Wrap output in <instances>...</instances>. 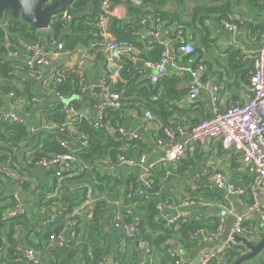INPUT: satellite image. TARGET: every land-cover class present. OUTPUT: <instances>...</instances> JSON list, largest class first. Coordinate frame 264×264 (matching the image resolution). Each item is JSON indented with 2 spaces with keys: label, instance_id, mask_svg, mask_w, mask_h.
Segmentation results:
<instances>
[{
  "label": "trees",
  "instance_id": "16d2710c",
  "mask_svg": "<svg viewBox=\"0 0 264 264\" xmlns=\"http://www.w3.org/2000/svg\"><path fill=\"white\" fill-rule=\"evenodd\" d=\"M83 2L84 0H73L66 8L72 16L70 24L72 34H65V26L59 21H54L50 25L51 32L43 35L30 25L22 22L19 17H13L8 10L3 13L1 21L5 22L6 25L0 28V105L5 102L16 104V100L19 99L25 105L24 109L19 112L23 119L22 123H9L0 120V248L3 244L2 236H5L14 254L12 258V253L10 254L9 264H26L22 258L23 254L16 253L12 234L15 229L23 226L27 220L25 215L9 217V213L15 205L12 200V194L9 191L14 180H11L4 172L6 167L18 162L17 153L15 152L22 147L27 149L24 152L26 154L24 160L28 161L27 165L32 167L35 166L34 163L41 157L62 154L64 149L60 145L61 141L75 144L78 138L84 136L87 137L89 145L86 149L80 147L76 155V163L79 162L81 165L77 167V173H65L64 178L59 182L54 172H49L53 178L48 193H52L54 189L59 187L65 192L72 188L75 194L66 197L64 195L60 196L58 192L55 198H60L46 202L47 205L60 202L61 210H64L61 211L57 218L55 217L53 223L56 222L54 224L47 223L42 229L44 238L48 239L51 234L59 235L64 226L69 227L76 223L74 228H72V239L64 242L63 247L56 246L53 248L50 264H108L107 257L110 251L113 252L112 236L117 230L114 225L119 224V221H117L113 225V214L120 217L121 223H124V221L135 223L139 229V233L134 239L121 237L120 242L117 240L118 246L114 252L113 264H140L141 261L144 264H173L175 257L179 256L177 254L168 255V250L172 249L173 245L180 244L184 248L195 246L199 243L200 237L213 233L217 226L215 217H210L207 221L198 217H190L185 221H180L176 227L169 228L165 227L158 218L156 206L159 203H165L164 191L168 182L170 180L178 181L181 178L188 180L187 177L191 176L196 168L198 170L202 168V165L196 164L197 166L194 165L195 167L191 169L190 162L193 159L187 153L189 148L185 151V158L178 160L175 165V177L170 172L164 184L161 185L159 183L160 178L168 170L162 166L158 167L154 177V190L146 193L143 197H138L135 193L140 186L134 180H132L133 184L128 183L126 190H124L118 184L119 181L108 176L104 179L99 178V175L92 177L91 173L95 172L94 164L100 159H104L105 157L103 156L106 153L107 156L110 155L111 162H114L116 156L138 158L144 155L145 148L140 142L135 140L128 141L120 136L118 139L113 140L112 137L106 135L107 132L104 128L95 131L85 122L75 123L73 125L74 135L69 136H62L50 131L29 132V128H39L41 121L48 125H61L65 121V116L62 114V107L59 102L51 100L52 103L50 104L49 99L51 98L49 94H44V91L41 90L45 85L43 86L41 83L24 76L28 71L24 63V58L29 54L28 48L40 43V37L59 39L64 43L65 49L71 48V45L87 46L91 42L93 44H102L95 25L96 15L94 19L92 17L88 22H85L84 17H76V14L82 8ZM241 3L242 0H208V3L203 6L197 5L194 9H189L185 0H142L139 5L123 0H112L113 6L121 5L126 9V16L130 19V22L126 25L119 19H113L109 30L117 42H127L132 44L134 48L142 50L143 46L137 42L138 38L135 37V32L130 27L132 26L135 29L134 21L140 23L148 20L145 27L149 29V22L158 19L162 23V31L168 33L166 36L171 41L173 52L178 49V43L175 40L177 31H184L185 35L186 32L192 36L199 35L202 48L207 50L209 42L206 39L204 23L209 19L220 23L223 18L235 17L232 8ZM244 3L249 6V9L251 8V13L247 14V16L253 15L252 11H256V15L259 16H251V23L248 25L251 37L259 40L264 33V0H244ZM167 4L172 7V10L161 9L165 8ZM157 6L161 8H157ZM234 22L244 28L240 21L234 20ZM204 34L205 37L203 36ZM68 41H71V45L68 44ZM164 50L163 44L153 41L150 43V50L146 53H141L139 57L137 55V59L155 63L159 61ZM7 53H15L16 56L8 57ZM225 55L224 61L230 66L231 70L237 69L241 71L244 69L241 73H244V75L245 73L251 74L255 55L253 59L243 60L236 49L226 51ZM174 57V61L178 62L179 65L198 67L201 64L202 50L200 51V49L194 47V53L191 56H180L177 54ZM127 60L129 59H124V61ZM75 76V79L73 76L67 78L57 77L56 79L53 76L52 81L49 83L50 90L58 92L63 97L69 96L70 99L77 96V93L81 95L83 88H78L75 85L77 75L75 74ZM173 76L162 78L153 87L149 83L148 78H141L127 62V65H123L121 70V79L114 84L112 89L121 96L124 104L122 110L126 109L128 105L134 106L138 112L141 108L151 112L161 123L169 125L172 122H181L183 120L176 116V112H181V110L170 105L171 100L177 96V93L174 92L177 80L175 75ZM160 88L162 92L159 95L158 91ZM10 95L12 97H9ZM156 96H158L156 100L150 98H155ZM137 97H140L141 101ZM88 98L90 99V97ZM91 104H93V100ZM74 107L79 108L78 105H74ZM121 112L107 111L105 120L108 123L110 122V117L114 116V121L117 117H120ZM107 123L105 121V126ZM75 146L79 147L80 145L75 144ZM84 166L93 168L87 170ZM243 178L244 183L241 186L249 185L251 179L247 176H243ZM89 191L94 198V202L91 205L92 207L87 210V214H82L84 218L70 217L79 202L87 199ZM47 194L39 195L41 204ZM186 200L200 203L219 202L226 204L224 196L216 190L213 192L207 191L204 195H192ZM117 201H119V206L111 205L112 202ZM89 214H91V217L86 218L85 216H89ZM247 224L249 223L247 222L243 225L245 237H249L247 235L249 232L245 230ZM106 227L108 228L107 230H105ZM138 241H143L149 247L151 259L154 257L159 259L155 261L144 260L145 258L136 247ZM120 244H124L123 248L125 250L128 248L127 251H122ZM244 252L245 247L242 244L237 245L225 255V258L229 261V264H233ZM140 257L142 258L141 261ZM247 262L264 264V255H258L252 261ZM211 264H217V261H212Z\"/></svg>",
  "mask_w": 264,
  "mask_h": 264
},
{
  "label": "crops",
  "instance_id": "0c3cea01",
  "mask_svg": "<svg viewBox=\"0 0 264 264\" xmlns=\"http://www.w3.org/2000/svg\"><path fill=\"white\" fill-rule=\"evenodd\" d=\"M116 7L119 8V17L117 19L123 21L126 25L129 24L130 19L126 16V9L121 5H117ZM157 8L161 7L157 6ZM161 9L172 10V7L167 4L165 8L163 7ZM97 12L98 5L96 0H84L82 8L80 9L79 13L76 14V17H84L85 22H88L90 19H92V17L94 19V16L97 14ZM231 19L236 20L232 16ZM1 20L2 18L0 19V28L5 27L6 25V23H3ZM71 22L72 20L66 23L65 34H72L70 30ZM240 23H242V26L244 27L243 31L239 35L234 36L230 32L226 31L218 21H214L213 19L206 21L204 23V27L206 30V39L207 42H209L207 50L202 48L199 35L192 36L186 32L187 40L193 45V47L200 49V51L202 50V59L201 64L199 63V66L202 68L203 76H205L207 79H211V81L214 83L221 85V102L224 108H227L229 103L244 98L245 94L250 92V87L248 85V73H245V75L244 73H241V71L244 69L241 71L237 69L231 70L230 66L224 61L226 58V51H229L230 49H236L239 51L240 57L243 60L253 59V56L255 55L259 45V41L251 37L249 32L248 25L251 22L247 19H244L240 21ZM145 25L146 24H143L142 22L138 23L137 21H134V26H136L135 29L132 26L130 27L133 32H135V37L138 38L137 42L143 46L142 50L140 48H134V52L138 55V57L141 53L148 52L150 50V43L153 42L149 40L150 35L148 34V29L145 27ZM167 34L168 33L166 31L160 32L154 41L163 44L165 50L169 51L168 46L171 47L172 44L171 41L168 40L166 36ZM205 34L203 35L204 37ZM70 42L71 41H68V44H70ZM124 59L125 58L122 60V65H127L128 62L130 66L141 76V78H148L149 80V76L155 73L153 69L147 68L144 64L142 66L138 65L137 62L142 60L126 58L129 60L124 61ZM142 62L144 63V61ZM106 73H108V69L106 67L103 46L101 43L93 44L91 42L87 46L71 45V48L69 49L64 48V52L60 55L59 61L55 63L53 67L41 69L40 78L37 83H41L43 86L45 85V87H43L41 90L44 91V94H50L49 97L51 99L49 100L58 102L49 86L50 81L53 79L52 77L54 76L56 79L57 77L67 78L69 76H73L75 79L76 74L77 81L75 82V85H77L78 88H83V94L78 95L77 93V96H74L72 99H70L69 96H65L64 101H71L75 106L78 105V109L80 111L90 112L89 106L92 103V100L88 98L89 93L85 92L84 88H88L89 86L95 84L96 80ZM173 75H175L177 80L174 88V92L177 93V96L171 100L170 105L181 110V112H176V116L183 119L181 122H183L185 125H192V123L194 124L210 117L211 103L209 91L203 89L200 92L197 107L191 109L188 106L186 98L188 86L191 83L190 77L187 74L171 69L168 65L166 67V77ZM153 87H155V85H153ZM161 92L162 89L160 88L158 94L160 95ZM139 98L140 97H137L138 100H140ZM150 98L152 100H156L158 99V96L155 98ZM16 101V104H8L5 102L1 106L6 111L13 109L19 114V112L24 109L25 103L20 99ZM142 110L143 109L140 108L138 112L135 110L134 106L128 105L126 109L122 110L120 117H117L116 120L113 121L114 116L110 117V122L106 124L104 130L107 132L106 135L112 137L113 140L118 139L120 136L127 139L128 141L135 140L140 142L145 148L144 155L147 160V165H158L165 156L164 151L158 145V140L162 135L157 129L155 123H148L143 119ZM122 133L123 135H121ZM188 148L189 149L187 153L193 159V161L190 162V166L192 167L191 169H193V167L197 166L198 164L202 165V168L199 170L196 168L193 174L187 177L188 180L181 178V180L178 181L170 180L168 182L164 191L165 202L167 204L177 206L175 211L169 212V216L172 217L177 213L183 212L187 214V218L198 217L207 221V219L210 217H215L216 220L218 218H222L223 220L221 230L216 232L214 236L208 234L200 237L199 243L190 248H184L182 245L177 244L173 245L172 249H170L171 253L179 255L182 257L183 261L191 263L196 261L204 250L214 247L224 240L227 224L232 222V228L234 216L226 213V204L219 202H204L205 206L196 204L193 207L185 209L180 208L179 205L192 195H204L207 191L213 192L215 190L212 180V175L214 172L219 171L224 173L229 181L238 185H242L244 183V178L242 163L240 162L239 157L235 153L224 151L217 141L196 144ZM26 151L27 149L22 147L15 152L17 153L18 158V162L15 165L20 177L14 180V183L11 185L9 191L11 194H16L19 197L23 204L25 211L24 215L26 216L25 219L27 221L23 226L13 231L12 240L15 245L16 253L23 254L25 250L31 249L36 253L37 259L39 261L38 264H50L53 248L58 246L60 239L64 242L72 239V228H74L76 223L70 225L69 227L64 226L62 232L59 235L51 234L48 239L44 238L42 229H44L45 225H47V220L51 217L57 218L61 211L64 210H61V205L59 204L60 202H55L52 205H47L46 202L48 200L60 198H55L58 195V192L60 196L64 195L66 197H69L71 194H75L72 188H70L68 192H65L59 187L54 189L52 193H48L53 178L49 172H54L55 177H57V180L60 182L62 178H64L65 173L74 172L76 174L77 167L81 165L78 162L70 171H61L60 176H56L55 171L45 170L36 166H28V161L24 160V157L26 156L24 152ZM109 156L110 155L107 156L106 153L103 156L105 157L104 159H100L94 164L93 167L95 172L91 173L92 177L98 175L99 178L103 179L107 176L111 177L119 181L118 184L121 185V188L124 190H126V185L128 183L131 185L133 184L132 180H134L140 186L141 181L144 178L142 169L118 166L115 169L109 171L107 169V165L112 161ZM176 163L177 161L169 162L164 166V168L168 170V175L171 172L175 177ZM84 167L87 168V170L93 168L86 166ZM41 194H47L42 204L39 202V195ZM53 195H55V197H53ZM260 195L261 200L264 201V191L261 190ZM90 200H93L94 202V198L89 191L87 199L83 202H79L77 207L74 208V211L70 217L75 216L78 218H84L82 214H87V210L92 207L91 205L93 202L89 203ZM111 205L117 207L120 204L119 201H117L112 202ZM244 205L245 202L243 201L234 202L235 212L240 213ZM113 216V219H115L116 214H113ZM85 217L90 218L91 214H89V216L86 215ZM247 222L249 224L246 225L245 230L249 232V234L247 232L246 233L249 235V238H251L249 240L255 243L257 238L260 240V237L264 232V213H259V215L253 216L251 220H247L245 223ZM107 229L108 228L106 227L105 230ZM121 234L122 231L117 228L112 236L113 252L110 251L107 261L110 258H113L116 247L118 246L117 240H120ZM53 236L55 238H53ZM2 243V247L0 248V264H9L10 254L12 253L11 258L14 254L11 251L5 236H2ZM127 249L125 250V248H123L122 251H127ZM246 252L247 249H245L244 253ZM260 255H264V252ZM144 258L146 261L147 259L151 261L159 259L157 257L151 259L150 256L148 258ZM141 259L142 258L140 257V261ZM243 264H250V262H245Z\"/></svg>",
  "mask_w": 264,
  "mask_h": 264
},
{
  "label": "built area",
  "instance_id": "2783aa9c",
  "mask_svg": "<svg viewBox=\"0 0 264 264\" xmlns=\"http://www.w3.org/2000/svg\"><path fill=\"white\" fill-rule=\"evenodd\" d=\"M54 0H47L51 3ZM98 12L95 17V25L98 36L102 40V46L105 54L106 67L108 73L99 77L95 84L84 88L89 93V97L93 100L90 104V112L80 111L75 108L71 101L65 102L64 97L58 92H53L57 101L61 104L62 114L65 121L61 125H48L41 121V126L29 128L30 133L36 131H50L62 136L74 135L73 125L75 123L85 122L91 129L99 131L105 128V113L122 111L124 104L120 94L113 91L114 84L120 80L121 70L123 68V58L137 59L132 44L127 42H117L110 33V23L113 19L119 17V8L113 6L112 0H96ZM134 5H139L142 0H124ZM72 20L71 14L65 10L51 18L48 29L39 31L41 34H49L51 32L50 25L54 21H59L66 26L68 21ZM148 20L142 21L147 24ZM150 27L148 34L156 38L162 32V23L158 20L149 22ZM222 27L232 35H239L243 28L231 19V17L223 18L220 21ZM250 34L251 31L249 30ZM40 43L30 46L29 54L25 57L24 63L27 72L24 74L30 80L39 81L41 69L51 68L59 61L60 55L64 52V44L59 39L40 37ZM175 40L178 43V49L171 51L172 57L169 58V51L164 50L158 62H144L147 68L153 69L154 74L149 76V83L157 84L162 78L166 77V67L169 65L171 69L177 72L187 74L191 83L188 86L186 98L188 106L191 109L197 107L200 92L203 89L209 91L211 103V116L192 125H185L183 122H172L165 125L158 121L151 112L142 110V117L148 123H155L157 129L161 133L158 140L159 147L164 151L165 156L158 165H147L145 155L138 158H124L116 156L114 162L109 163L107 169L109 171L118 166H127L129 168H140L143 170L144 178L141 181L139 189L135 195L143 197L146 193L154 190V177L158 167H164L169 162H176L185 158V151L188 147L196 144H204L210 141H217L224 151L235 153L242 163L243 176L251 179L247 186H241L229 181L222 172H214L212 175L214 189L220 192L226 200L225 211L234 216L230 235L216 246L204 250L200 257L194 262H186V264H211L217 261V264H229L225 255L237 245L233 236L244 237L251 241L249 237H245L243 225L247 220H251L253 216L264 213V201L261 200L260 191H264V33L259 38L258 49L254 56L251 74L248 77V85L250 92L245 94L244 98L229 103L224 108L221 102V85L214 83L211 79L203 76L201 66L191 67L189 65H179L174 61V55L191 56L194 53L193 45L187 40L184 31H177ZM8 57H15V53H7ZM83 94V89H82ZM50 95V94H49ZM9 97H12L11 95ZM50 104L52 103L49 100ZM0 120L9 123H22V117L13 109L4 110L0 105ZM123 135V133L121 134ZM75 144H79L76 147ZM67 143L61 141L60 145L64 149L62 154L49 155L41 157L34 165L45 170L55 171L56 176H60L61 171H70L76 163V155L80 150L88 147L87 137L81 136L77 143ZM6 175L15 180L20 177L16 169V165L8 166L4 169ZM168 173L160 178L159 183L162 185L166 181ZM55 197V195H53ZM12 200L15 202L14 208L9 213V217L23 216L25 214L24 207L19 197L12 194ZM245 202L240 213L235 212L234 202ZM248 201V203H247ZM90 200L89 203H92ZM196 204L205 206V203L195 202L193 200H184L179 206L180 208L193 207ZM177 206L165 203H159L156 206L159 220L165 227H176L180 221L187 219V214L180 212L175 216H169V212L175 211ZM55 217L47 220V223H53ZM117 221L119 224L114 225ZM118 215L113 219V225L122 231L120 237L134 239L139 229L135 223H121ZM222 218L217 219V226L211 236L219 232L222 228ZM53 238H55L53 236ZM259 239L257 238L256 242ZM120 242V240H119ZM64 241L58 242L59 247H63ZM124 244H120L123 249ZM137 249L143 257L150 256L151 250L143 241H138ZM168 255L172 256L168 250ZM23 261L26 264H38L36 253L27 249L23 253ZM107 264V263H103ZM140 264H144L141 261ZM173 264H185L182 257L177 256Z\"/></svg>",
  "mask_w": 264,
  "mask_h": 264
},
{
  "label": "water",
  "instance_id": "95a60500",
  "mask_svg": "<svg viewBox=\"0 0 264 264\" xmlns=\"http://www.w3.org/2000/svg\"><path fill=\"white\" fill-rule=\"evenodd\" d=\"M72 1L54 0L51 3H47V0H0V19L3 13L8 10L13 17H19L22 22L30 25L37 31H43L48 29L51 18L64 12ZM155 39L153 36H149L150 41H154ZM168 49L169 58H171L172 48L168 46ZM137 63L140 66L144 64L142 61H138ZM231 224L232 222L227 224L224 240L229 235ZM233 238L237 243L242 244L247 249V252L236 259L233 264H243L247 261H252L264 252V232L260 240L255 243L240 236L234 235ZM112 259L110 258L108 260L109 264H112Z\"/></svg>",
  "mask_w": 264,
  "mask_h": 264
},
{
  "label": "rangeland",
  "instance_id": "374dc122",
  "mask_svg": "<svg viewBox=\"0 0 264 264\" xmlns=\"http://www.w3.org/2000/svg\"><path fill=\"white\" fill-rule=\"evenodd\" d=\"M185 3L187 4V8L194 9V7L197 6V5L203 6V5L207 4L208 0H197V1H195V0H185ZM232 9H233L234 16H235L234 18L236 19V21H242L244 19H247L248 21H251L250 20L251 16L259 17L258 15H256V13H257L256 11H252L253 15L247 16V14L251 13V10H250L251 8L249 9V6L244 3V0H242L241 4H239L237 6H233ZM242 14H244V15H242Z\"/></svg>",
  "mask_w": 264,
  "mask_h": 264
}]
</instances>
